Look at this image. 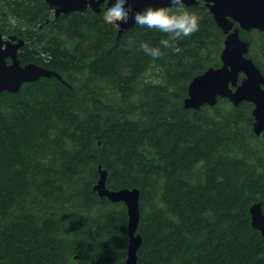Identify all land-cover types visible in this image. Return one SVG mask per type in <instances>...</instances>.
I'll list each match as a JSON object with an SVG mask.
<instances>
[{"label":"trees","instance_id":"1","mask_svg":"<svg viewBox=\"0 0 264 264\" xmlns=\"http://www.w3.org/2000/svg\"><path fill=\"white\" fill-rule=\"evenodd\" d=\"M107 8L55 18L46 0H0V34L26 42L21 64L65 81L0 95V264H126L127 209L95 191L99 167L109 189L140 192L137 264H264L253 105L184 107L191 80L221 66L223 31L202 3L185 7L199 29L175 53L137 24L118 37ZM145 41L164 55H146Z\"/></svg>","mask_w":264,"mask_h":264},{"label":"water","instance_id":"2","mask_svg":"<svg viewBox=\"0 0 264 264\" xmlns=\"http://www.w3.org/2000/svg\"><path fill=\"white\" fill-rule=\"evenodd\" d=\"M54 12L55 18L72 12H84L88 8L95 13L102 12V5L108 7L114 0H46ZM136 11L148 7H171L169 0H130ZM185 7L205 3L213 15L215 23L226 35L224 49L221 52L222 65L209 67L195 76L188 86V95L184 100L187 109L215 107L220 99L229 100L237 107L242 102H251L253 110V131L256 136L264 134V75L253 61L245 55L249 51V43L239 37V30H259L264 32V0H184ZM234 22L238 24L234 26ZM130 19L127 24L117 27L118 37L135 26ZM25 40L11 35L0 34V95L4 92L18 93L28 83L42 78L55 77L63 81L62 76L35 63L22 65L19 52ZM240 74L245 78L239 83ZM236 89H234V88ZM100 177L95 191L102 198L112 203H123L128 215V255L126 264L138 263V251L143 238L138 234L140 223V192L137 189L111 190L107 187L108 172L99 167ZM253 228L264 237L263 203L257 202L250 208Z\"/></svg>","mask_w":264,"mask_h":264},{"label":"clouds","instance_id":"3","mask_svg":"<svg viewBox=\"0 0 264 264\" xmlns=\"http://www.w3.org/2000/svg\"><path fill=\"white\" fill-rule=\"evenodd\" d=\"M169 3L171 7H148L143 11H136L130 0H114L103 12L102 17L108 25L119 27L121 23L127 24L132 19L141 27L166 34L167 38L160 40L161 47L180 53L182 50L176 42L198 31L199 19L195 13L185 10L184 0H169ZM173 8L176 9L175 12L172 11ZM139 47L153 60L164 55L161 47H154L147 41L141 42Z\"/></svg>","mask_w":264,"mask_h":264},{"label":"flooded vegetation","instance_id":"4","mask_svg":"<svg viewBox=\"0 0 264 264\" xmlns=\"http://www.w3.org/2000/svg\"><path fill=\"white\" fill-rule=\"evenodd\" d=\"M202 4L205 5V3H202ZM234 26L237 27L238 24L236 22H234ZM244 33L247 34V35H244ZM261 35L264 36V32L263 31H259V30H251V31L239 30V37L242 40H244V41L249 43V51H248L247 55H245V57L251 59L253 61V63L255 64V66L259 69V71L264 75V55H263V50H262V47H261V43L257 42L259 44L258 48H257L256 43H255L257 41V39L260 38ZM225 40H226V38H225ZM225 40H224V42H225ZM254 43H255V47H253ZM223 49H224V47H223ZM244 78H245V75L244 74H240L238 85L241 84V82L244 80ZM262 87L264 88V86H262ZM234 89H236V88H234ZM249 103H251V102H249ZM253 110H254V105H253ZM252 115H253V111H252ZM253 119H254V117H253ZM253 123H254V121H253Z\"/></svg>","mask_w":264,"mask_h":264},{"label":"bare ground","instance_id":"5","mask_svg":"<svg viewBox=\"0 0 264 264\" xmlns=\"http://www.w3.org/2000/svg\"><path fill=\"white\" fill-rule=\"evenodd\" d=\"M3 35V34H2ZM4 36V35H3Z\"/></svg>","mask_w":264,"mask_h":264}]
</instances>
